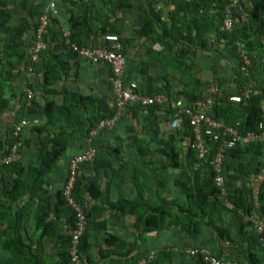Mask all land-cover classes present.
<instances>
[{
  "label": "trees",
  "instance_id": "trees-1",
  "mask_svg": "<svg viewBox=\"0 0 264 264\" xmlns=\"http://www.w3.org/2000/svg\"><path fill=\"white\" fill-rule=\"evenodd\" d=\"M63 1H67L69 5L66 17L68 39L79 46H108L111 40L103 37L114 36L113 39L120 43L121 51L124 53L125 42L131 41L130 36H126V31L132 28L126 24V19L133 18L132 23L137 29L132 33L136 32L138 36L160 43L163 49L176 48V59L181 58L179 64L182 66V73L189 72L190 66L187 64L184 66L182 62V56L187 55L189 48L184 50L180 43H191L195 49L210 53L212 74L210 81L200 83L198 74L197 77L188 74V77L184 78L182 88L171 91L170 85H158L155 83L156 79L148 76L136 83L138 93L151 97L162 93L169 101L182 97L187 102H192L203 97L207 86L215 83L219 91L209 112L213 119L236 128L239 134L257 130L259 123L264 127V0H183L180 4L174 3V9L166 13V19L162 18L163 7L157 8L162 0ZM47 2L48 0H14L12 4H8V0H0V115L5 111L15 113L14 123L24 116L43 118L39 124L28 127V135L23 137V144L33 141L31 137L37 139L35 162L28 165L26 173L19 169L15 171L17 175L26 176L23 179L24 183L20 182L21 178L17 176L12 182V188L6 193L11 198H19L25 193L29 194L30 199L38 197L39 215L36 216V222L40 235L50 237L56 233L58 240L55 242L60 239L62 241L59 250L56 251L55 263L51 262L53 256L42 255L39 252L37 264H72L68 250L70 234L62 236L60 225H55L54 219L46 220L53 206L54 213L56 210H63L64 228L71 230L74 226V214L66 206L62 196V186L67 173L62 180V186L54 194L49 193L44 185H47L48 173L55 167L54 163L65 150L69 137L77 135L86 137L100 120L113 118L118 110L110 81L106 97L68 89L57 92L54 88L55 83L68 69L66 58L78 56L65 43V36L59 27L62 17L59 4L57 15L50 18L47 26L45 37L47 48L39 53L37 62L31 63L33 75L30 79L27 78V67L30 65L29 51L34 41L38 16ZM228 4L231 5L233 18L230 29L225 30L222 22L224 9ZM98 37H101L100 43L96 40ZM244 57L249 62L247 74H244L241 68L245 65ZM222 62L231 70L229 78L220 79L217 75L216 68L222 66ZM14 77L18 83L23 82L20 88L28 87L34 92L40 90L44 99L42 107L36 98L26 105L24 89L20 90L19 94H16V91L7 94L6 89ZM123 83L129 84L125 77ZM224 84L232 85L227 94L222 92L221 87ZM250 84L253 86L252 91L246 95L244 91ZM56 95L61 96L60 102L55 100ZM14 99H18L19 102L16 110L15 104L11 102ZM111 99L112 105L109 104ZM167 116L178 122L181 128L163 135L161 123ZM136 117L142 119V129L146 131L149 140L134 138L132 146L136 155L130 160L122 161L118 171L123 175H129L134 182L137 181L135 186L137 191L131 199L120 197L117 203L108 207L122 214L134 215L136 226L140 228L143 225L144 232L159 231L177 224V221L193 233H200L204 226H209L214 229L219 239L230 242V249L235 253V258H232L219 251L214 253L217 257L238 259L241 264H264L256 253L259 244H262L264 250V230L256 233L252 223L244 219L247 215L256 214L258 218L264 220V144L258 141L244 144L237 142L225 150L220 174L226 194L221 196L219 188L214 183L216 172L209 163L216 150V142L205 137L208 152L206 156L198 157L193 146L194 136L189 118L177 109L156 102L147 105L138 102L125 103L115 123ZM12 126H8L6 135H0V159L7 154L14 141ZM113 128L114 126H107L92 137L91 143L96 147V153L98 149L105 147L100 137ZM127 129L134 130L133 126H128ZM185 140H189L190 143L183 145ZM153 150L161 159L150 157ZM97 159L95 155L93 163ZM17 165V160L0 163V173L10 172ZM167 169L180 170L182 179L178 190L185 199V203L179 206L180 214L168 209V205L178 203L162 198L157 184L154 191H151L150 183L157 182ZM250 176L256 178L260 176L258 187L249 186ZM104 194H108V190L102 194L95 180L83 175L76 176L73 195L78 201L83 202L90 196L94 201L100 200L105 204L106 197H102ZM151 196L155 198L154 204L151 203ZM225 200L232 204L231 208L225 206ZM105 208L100 206V210ZM100 210L95 215H92L90 209L85 210L87 224L79 237L77 250L81 260L86 264L89 262L91 240H96L90 232V224L92 225L95 220L94 216L99 217ZM225 213L231 219L233 233L230 226L222 224V215ZM165 217L169 220L166 221ZM216 221H220L221 224H216ZM55 226H58L57 230L54 229ZM109 237L106 245H109L110 249L98 250L100 258L111 255L112 252L121 259L112 258L102 264H129L137 261L135 257H127L133 251L135 241H131L126 248L123 246L119 248L122 250H114L111 248L114 247V242L121 240L111 234ZM40 240L39 237L41 244ZM30 251L26 250L25 253L24 250H18L25 253L23 255L27 264H36ZM240 253L245 254L243 258ZM158 257L161 264H190L182 260L174 262V253L164 250L157 254L156 258ZM188 257L194 264H207L199 255ZM155 262L153 258L146 264Z\"/></svg>",
  "mask_w": 264,
  "mask_h": 264
},
{
  "label": "crops",
  "instance_id": "crops-1",
  "mask_svg": "<svg viewBox=\"0 0 264 264\" xmlns=\"http://www.w3.org/2000/svg\"><path fill=\"white\" fill-rule=\"evenodd\" d=\"M13 1L14 0H8V4H12ZM182 1L183 0H162V3L157 5V8L163 7L164 13L162 18L166 19V13L169 10L172 11L174 9V3L178 2L179 4V2L181 3ZM59 6L61 9L60 13L62 14L59 21V27L61 31H67L66 17L68 16V2L62 0L59 3ZM126 24L128 26L131 25L132 27L126 31V36H130L131 41L129 43L125 42L123 53V77H125L127 83L136 84L138 81H143L144 78L150 76L156 79V84H168L172 89L171 91H175L182 88L184 78L186 76L188 77V74L195 75L196 77L198 74L197 78L200 80V83L211 80V59L209 57V52L195 49L191 43H180L179 45L183 46L184 50L189 48L187 55L184 54L182 56L183 65L185 66L187 64L190 66L188 70L189 72H187V74L185 71L182 73V66L179 64L181 58L176 59V48L171 47L169 49H163V46L160 43L138 36L136 32L132 33L137 27L134 26L131 18L126 19ZM159 33L160 30H158L157 34ZM103 38L111 40L110 36ZM96 40L100 43L101 37H98ZM66 60H68V69L54 85L57 92H60L62 89H68L84 94L92 93L97 97H106L109 93L110 84L108 82L111 76L110 68L106 64H91L78 56H69ZM216 70L218 71L217 75L220 79L229 78L231 70L226 64L224 65L223 62L222 66H217ZM9 84L10 85L6 89L7 94H11L13 91H16L17 94H19L20 90L24 89V87L20 88L23 82L21 81V83H18L16 77H14ZM221 88L222 92L227 94L226 92L232 88V85L224 84ZM37 93H39V97L36 96ZM47 97L51 98L50 96ZM35 98H38L39 106L42 107L44 99L41 96L40 90L39 92H34V99ZM180 99L186 100L182 97ZM55 100L60 102L61 96L56 95ZM11 102L15 104L16 110L17 105L19 104L18 99H14ZM109 104L112 105V99L109 100ZM14 118L15 113L13 112L5 111L0 115V135H6L8 126L14 124ZM23 118L27 119L28 124L21 129V133L19 134L21 145L15 159L18 161V165L10 172L4 171L3 174L0 173V264H27L24 256L25 253H27L26 250H31L30 252L33 255L32 260L36 264L39 261V252L42 255L48 254L53 256L54 258L51 260L53 263L54 259L56 260L57 258L56 251L59 250L58 248L62 241L60 239L55 242L56 239L58 240L56 233L50 235V237L40 235L39 226L36 222V216L39 215L38 197L30 199L29 194L25 193L19 198H11L10 195L6 193L12 188V182L17 176L18 178H21L19 179L20 182L24 183L23 179H25L26 176L24 174L17 175L15 171H18L19 169L23 173H26L28 165L35 162L37 156V148L35 145L37 139L31 137L34 142L31 141L29 144L27 142L23 144V137L28 135V127L39 124V121H43V118L27 116H24ZM32 120H36L37 123H32ZM114 123L111 125L114 126V128L100 137V140L105 144V147L98 149V152L95 153L98 158L96 162L93 163V161H91L83 164L79 167L77 174V176L83 175L95 180L96 184L99 185L102 194L108 190V194H106L107 196L105 194L102 196L104 198L106 197L105 204L101 203L100 200L94 201L90 196H87L85 199L87 209H90L92 215L99 212L100 206L106 207L104 210H100L99 217L94 216L95 220L92 222L93 226L90 224V232L95 236L96 240H91L92 245L88 252V264H102L112 258L121 259V257L113 255L116 253L112 252L111 255L100 258L98 250L110 249L109 245H106V241L110 239L108 235L104 236V233L106 232L114 235L116 239L119 238L121 240H116L114 242V247H111L112 249L122 250L119 248L122 246L126 248L131 241H135V247L127 257L132 256L135 257V260H139L140 258L153 253L156 261L154 264H161L159 257H156L162 250L173 252L174 262L176 263L182 260L194 264L187 255L182 253L181 250L184 248L205 247L213 253L222 251L223 255L235 258L234 250L230 249V242L224 239H219L216 236L214 229L209 226H204L200 233H193L192 231L186 230V228L182 227L177 221V224H173L159 231L144 232L143 225H141L140 228L136 226L134 215L122 214L118 210L108 207L110 204L117 203L120 197L131 199L135 196L137 191V187H135L137 181L135 180L136 182H134L129 175H123L122 172L118 171V168L122 161L130 160L136 155V152L133 149L134 147L132 146L134 138L143 141L149 140L146 131L142 129L143 121L139 117L127 118L125 121H121L118 124ZM128 126H133L134 130L130 131L127 129ZM161 128L162 134L165 135L170 132H176L181 126L178 122H174L172 117L167 116L163 119ZM51 136L52 135H49V137ZM85 146V137H80L79 135H77V137H69L66 141L65 150L54 163L55 167H53L48 173L47 185H44V188L49 193L54 194L56 190L62 186V180L68 172L69 159L75 154L83 151ZM150 157L152 159H161L160 155L154 150L150 154ZM152 179L153 177L151 180ZM181 179L179 169H167L164 171L163 175L157 179V182L150 183L152 192L155 189V184H157L162 198L167 201H175L178 203L167 206L168 209L175 214H180L179 206L185 203L184 197L178 190L179 185L181 184ZM48 181L50 182L48 183ZM259 181L260 176L257 178L250 176L248 184L249 186L252 185L256 188L258 187ZM151 198V203L154 204L155 198L152 196ZM50 209L52 210L49 211L46 220L54 219V224L60 225L59 227L62 229V236L63 234H69L70 229L64 228L65 217L63 210H56L54 213L53 206ZM165 220L168 221L169 218L165 217ZM222 220V224L230 226L233 233L234 229L231 219L226 213L222 215ZM216 224L220 225L221 222L216 221ZM54 229L57 230L58 226H55ZM39 237L41 238V244L39 243ZM122 240L124 243H122ZM243 245L245 246V243H243ZM221 248H223V250H219ZM10 250H13V252ZM18 250H24L25 253H20ZM256 253L258 258L262 260L264 259L262 244L257 246ZM240 254L241 258L245 255L243 253ZM124 258L125 257H123V259ZM233 260H236L241 264L238 259Z\"/></svg>",
  "mask_w": 264,
  "mask_h": 264
},
{
  "label": "built area",
  "instance_id": "built-area-1",
  "mask_svg": "<svg viewBox=\"0 0 264 264\" xmlns=\"http://www.w3.org/2000/svg\"><path fill=\"white\" fill-rule=\"evenodd\" d=\"M61 1L62 0H49L38 16V23L34 33V41L29 51L30 65L27 67V75L29 76L33 75L31 63L37 62L39 60V53L47 48V43L45 41L47 26L50 22V18L57 15V6ZM232 18L231 5L228 4L224 9L222 22V27L225 30L230 29ZM62 32L65 36V43L72 51L76 52L78 57L83 58L91 64H106L110 68L112 94H114L116 97V108L118 110L117 114L113 118L100 120L98 124L88 132L87 136L85 137L86 146L84 150L75 154L69 159L68 172L62 188V195L66 205L70 208L75 217L74 226L69 231V258L72 264H86L79 256L77 243L79 237L86 228L87 218L85 215V210L87 209V203L85 200L83 202L78 201L74 197L73 187L80 165L91 162L94 159L96 149L91 144L92 137L95 136L101 129L111 126L115 122V119L120 113V109L125 103L138 102L141 105H147L156 102L158 104L170 106L171 108L177 109L180 113L185 114L189 118V124L193 131V146L197 150L198 157H204L208 152L206 140L204 139L205 137H208L209 140L216 142L217 147L213 152L209 163L212 166V169L216 172L214 176V183L219 188L221 196L226 194L224 181L220 174L225 150L229 147H232L237 142L244 144L258 141L264 144V127L262 123H259L257 130H251L244 134H239L236 128L226 126L221 121L213 119L209 115V112L215 101L216 95L218 94V87L215 83L209 84L207 86L203 97L192 102H187V100L182 99L169 101L162 93H158L152 97L142 95L137 92L135 83H123L124 54L121 51L120 43L113 39L114 36H110L111 42L108 44V46H79L75 42H72L68 39L67 31ZM240 53L242 52L240 51ZM248 63V59L244 57L245 65L241 67L244 74L248 73ZM252 87V84L247 86L244 94H250ZM24 92L26 105H29L32 98L34 97V92L31 88H26ZM31 122L34 124L37 123L36 120H32ZM27 124L28 121L25 118H21L19 121L13 124L12 135L14 137V141L9 147L8 153L0 160L1 163H9L15 159L18 149L21 145V141L19 139L20 131ZM188 143H190L189 140L183 141V145H187ZM224 204L228 208L232 207V204L228 200H225ZM244 219L252 223L253 229L256 233H261L264 230V220L258 218L256 215H247ZM181 251L187 256L199 255L201 260L207 264H239L233 259L230 260L219 258L205 247L184 248ZM153 258L154 254L151 253L148 256L140 258L136 262H131L129 264H146Z\"/></svg>",
  "mask_w": 264,
  "mask_h": 264
},
{
  "label": "rangeland",
  "instance_id": "rangeland-1",
  "mask_svg": "<svg viewBox=\"0 0 264 264\" xmlns=\"http://www.w3.org/2000/svg\"><path fill=\"white\" fill-rule=\"evenodd\" d=\"M179 4H180V2H179ZM131 19H133V18H131ZM27 78L30 79V76H28ZM25 88H27V87H25ZM16 94H17V92H16ZM36 96L39 97V93H37ZM36 100H37V102L39 103L38 98H37ZM105 235H108V236H109V233L106 232V233H104V236H105ZM104 236H103V238H104ZM263 260H264V259H263Z\"/></svg>",
  "mask_w": 264,
  "mask_h": 264
},
{
  "label": "clouds",
  "instance_id": "clouds-1",
  "mask_svg": "<svg viewBox=\"0 0 264 264\" xmlns=\"http://www.w3.org/2000/svg\"><path fill=\"white\" fill-rule=\"evenodd\" d=\"M28 76H29V75H28ZM109 81H110V80H109ZM27 88H28V87H27ZM25 89H26V88H25ZM25 89H24V90H25ZM33 92H34V91H33ZM24 93H25V92H24ZM33 98H34V97H33ZM33 98H32V99H33ZM7 153H8V152H7ZM4 156H5V155H4ZM4 156H3V157H4ZM3 157H2V158H3ZM16 157H17V156H16ZM16 157H15V159H16ZM2 158H1V159H2ZM15 159H13V160H15ZM13 160H12V161H13ZM9 163H10V162H9ZM62 188H63V186H62ZM62 196H63V195H62ZM63 198H64V197H63ZM64 201H65V200H64ZM65 204H66V202H65ZM66 206H67V205H66ZM71 212H72V211H71ZM85 215H86V214H85Z\"/></svg>",
  "mask_w": 264,
  "mask_h": 264
}]
</instances>
